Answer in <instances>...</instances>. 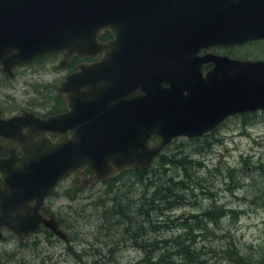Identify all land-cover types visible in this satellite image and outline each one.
Instances as JSON below:
<instances>
[{"label": "water", "instance_id": "water-1", "mask_svg": "<svg viewBox=\"0 0 264 264\" xmlns=\"http://www.w3.org/2000/svg\"><path fill=\"white\" fill-rule=\"evenodd\" d=\"M103 31L114 38L99 41ZM263 39L264 0H0V67L8 77L59 51L61 68L76 54H104L59 86L71 94V112L4 119L0 111V145L10 142L0 146L10 152L0 159V229L25 240L44 224L69 241L55 215L40 213L61 179L89 168L81 188L93 186L148 167L175 138L264 111V60L212 51ZM30 120L38 128L25 135ZM152 136L160 141L150 145Z\"/></svg>", "mask_w": 264, "mask_h": 264}, {"label": "rangeland", "instance_id": "rangeland-1", "mask_svg": "<svg viewBox=\"0 0 264 264\" xmlns=\"http://www.w3.org/2000/svg\"><path fill=\"white\" fill-rule=\"evenodd\" d=\"M230 52L244 59L264 60V40L234 47ZM62 58L52 55L23 65L18 68L13 80L1 81L0 76V99H5L3 96L7 93H13L22 104L30 99L32 103L25 105L37 106L38 102H44L45 107H34L38 111H46L51 106L57 108L60 104L57 86L68 72L59 68ZM203 141L200 144L208 148L204 154L194 153L197 144H192L189 138L180 137L165 149L164 155L179 158L180 155L175 154L193 153L195 159L201 160L205 167L192 172L196 180L206 184L204 192L200 188L186 190L187 204L178 206L167 218L164 217L165 225L158 228L160 231L148 226L138 242H146L150 238L162 241L180 237L201 254L198 264H231L228 248L233 245L250 253L246 258L252 262H255L252 257L256 255L264 260V193L259 189L264 187V113L233 116ZM158 168L157 164L152 169ZM174 169L169 171V176L178 174ZM151 175L158 174L152 172ZM180 176L185 174L181 172ZM134 178L132 171H126L119 180L98 183L75 199H67L61 188L60 199L56 203L60 207L70 206L69 215H65L64 219L72 236L71 242L46 234L29 238L22 245L18 239L17 242L9 236L11 242L0 245L3 264H94L96 261L98 264H151L143 259L146 252L137 247L133 239L124 240L128 238L124 235L127 223L123 218L114 212L103 218L107 212L101 214L95 208H107L99 203L112 196L109 192L111 188L114 192L122 186L123 191L131 193L127 198L140 194L142 188L134 184ZM147 183L144 181L145 186ZM215 202L219 203L216 207L232 208L235 213H228L229 216L219 226L210 222L199 226L202 216L193 218L192 214L201 215ZM119 220L124 225L114 227L113 223ZM159 255L152 253L150 261H159ZM181 259V255L170 257L177 264H182Z\"/></svg>", "mask_w": 264, "mask_h": 264}, {"label": "trees", "instance_id": "trees-1", "mask_svg": "<svg viewBox=\"0 0 264 264\" xmlns=\"http://www.w3.org/2000/svg\"><path fill=\"white\" fill-rule=\"evenodd\" d=\"M107 36L109 37L110 33H105L103 38ZM44 58L45 57H40L37 60H43ZM253 114L256 113L253 112ZM203 140L206 139L200 138L192 140V144H197V147L194 148V153L204 154L208 151V148L205 147L204 144H200L201 142H204ZM178 155H180L179 158H172L168 157V155L161 154L149 167L132 170L135 175L134 184L137 186L140 185L142 188V192L137 196L127 198L131 193L129 191H123L122 186H119L114 192V189L111 188L109 192L112 193V196L104 200L102 203H99L103 204V206H107V208L100 210L95 206L96 210L101 214H103L104 211L107 212V214L103 215V218L107 216L109 217L110 213L113 214V212L120 216V218H123L127 223L124 228L125 234H123L127 235L128 238L124 240L131 241V239H133L134 244L146 252V256L143 259L151 264H177V262L170 260L171 255H181V260H183L182 264H198L201 260V254L191 246L185 244L180 237L163 239L162 241H156L155 239L150 238L146 242H138L139 238L145 235L144 233H146L148 226L154 230H158V228L165 225L166 219H164V217L167 218L169 213L178 206H184L187 204L188 199L186 190L194 191V188H200V190L204 192L203 188L206 187V184L200 180H196V177L193 176V172L196 173L195 169L201 170V168L205 167L204 163L197 158L195 159L193 153H185L182 155L175 154V156ZM157 164L159 168L152 169ZM174 168H176L178 174L169 176V171ZM151 171L158 175L152 176ZM181 172L184 173L185 176H180ZM124 173H126V171ZM124 173L119 177L106 182H115L119 180ZM144 181L148 182L146 186L144 185ZM234 183H238V181H234ZM192 186L194 187L191 188ZM259 189L264 193V187ZM217 204L219 203L215 202L210 205L209 208H207V211H203L201 215L192 214L193 218H199L202 216L199 218V226L201 223L208 224L209 222L219 226L223 220L229 216L228 213H235L234 209L230 208L231 211L225 209V206L222 205L216 207ZM114 219L116 218L114 217ZM65 225L66 223L64 221V226ZM113 225L114 227L118 225L122 226L124 225V222L119 220L118 222L113 223ZM167 228H169L168 225ZM21 244L24 245L23 243ZM238 248L239 247L236 245L228 248L230 260L232 262L231 264H264V260L257 255L255 257L251 256L255 262H252L251 259H247L246 256L250 255V253L243 252V250L240 251ZM113 250L114 249H112V251ZM152 253L161 254L158 256L159 261H150Z\"/></svg>", "mask_w": 264, "mask_h": 264}, {"label": "flooded vegetation", "instance_id": "flooded-vegetation-1", "mask_svg": "<svg viewBox=\"0 0 264 264\" xmlns=\"http://www.w3.org/2000/svg\"><path fill=\"white\" fill-rule=\"evenodd\" d=\"M235 46H230V47H236ZM230 47H226L223 48L222 46H218L213 48V51L216 53H220V54H229L231 56L237 57L235 55H233L230 52ZM101 58V56H99L98 58H91V57H86V56H73L71 58V60L68 62V72L65 75V78L67 79V77L72 74L73 72L77 71L79 69V66L82 64H86V63H93V62H97L99 61ZM211 68V66H205L204 67V72H206L207 70H209ZM16 69H15V73L12 77H8L0 68V76H1V81L2 80H13L16 77ZM18 77V76H17ZM58 90V89H57ZM70 96L71 94L66 91L64 92V96H62L59 100L60 104L58 105L57 108H55L54 106H51L49 109H45L46 111H38L37 109H35L34 107H45V103L44 102H38L37 106H33L32 104L29 105H25V103L29 102L30 99L25 102L24 104H22L20 101L17 100V98L14 96L13 93H7L6 96H3L5 99H0V111L2 112V116L5 119H9L12 118L14 116H19L21 115L24 111H27L28 113H33V115H36L38 117H40L41 119H46L51 115H55L58 113H64L67 114L69 112H71V108H70ZM32 103V102H29ZM34 118V117H32ZM37 125L36 122L33 120H30L28 122L27 125L23 124V129L22 132L26 135L28 132L33 133L34 131L37 130ZM47 136H49L53 141L57 140V135H54L52 133H48ZM41 139V137L39 135H37L34 138L35 142H39ZM10 142H5L2 143L0 146H9ZM156 143V142H155ZM13 145V149L16 152V155L18 157H22L23 153L21 151V146L19 144V142H12ZM10 157V152H8L6 149H0V159H8ZM129 170V169H128ZM84 173H86V176H79L76 172H73L71 174H69L65 179L61 180L57 186L54 189V192L51 196L46 197L44 200V205H43V209L40 211V213L46 217L49 218L51 215H55L56 218L59 221L60 226L62 227V229L64 231H66L72 240V236L68 230V228H65L66 226H64V217L65 215H69V211H70V206L69 205H63L62 207H60L56 201L60 198L59 197V193H60V189L62 188V191L64 193V196L68 199H75L76 197H78L81 193H84L85 191L89 190L91 187H82V182H84L85 179L83 178H87L90 177L92 175V172L89 168H86L84 170H82ZM66 184V185H64ZM0 188H4V180L1 177L0 174ZM82 197V196H81ZM56 199V200H55ZM4 235V238L2 241H0V245L5 246L7 242H11V239L9 236H12L14 238L15 241H19V243H27V240L29 238H34V237H39L41 235H51L52 231L44 224H41L40 229L36 232L30 235L29 238H27L25 241L18 238V236L16 234H14V232L8 228H1L0 229ZM17 241V242H18ZM81 259V258H80ZM1 260V258H0ZM2 261V260H1ZM3 262V261H2ZM94 264H98V262H94Z\"/></svg>", "mask_w": 264, "mask_h": 264}, {"label": "bare ground", "instance_id": "bare-ground-1", "mask_svg": "<svg viewBox=\"0 0 264 264\" xmlns=\"http://www.w3.org/2000/svg\"><path fill=\"white\" fill-rule=\"evenodd\" d=\"M104 55V54H103ZM104 57V56H103ZM38 128V127H37ZM144 236V235H143Z\"/></svg>", "mask_w": 264, "mask_h": 264}]
</instances>
